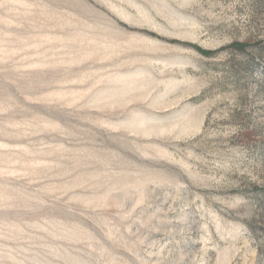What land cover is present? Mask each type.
I'll return each mask as SVG.
<instances>
[{
	"label": "rangeland",
	"instance_id": "obj_1",
	"mask_svg": "<svg viewBox=\"0 0 264 264\" xmlns=\"http://www.w3.org/2000/svg\"><path fill=\"white\" fill-rule=\"evenodd\" d=\"M0 264H264V0H0Z\"/></svg>",
	"mask_w": 264,
	"mask_h": 264
},
{
	"label": "trees",
	"instance_id": "obj_2",
	"mask_svg": "<svg viewBox=\"0 0 264 264\" xmlns=\"http://www.w3.org/2000/svg\"><path fill=\"white\" fill-rule=\"evenodd\" d=\"M234 46H236L238 50H245V48L247 47V45H242V44H235Z\"/></svg>",
	"mask_w": 264,
	"mask_h": 264
}]
</instances>
